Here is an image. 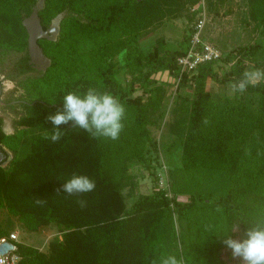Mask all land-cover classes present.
Here are the masks:
<instances>
[{
    "label": "trees",
    "instance_id": "trees-1",
    "mask_svg": "<svg viewBox=\"0 0 264 264\" xmlns=\"http://www.w3.org/2000/svg\"><path fill=\"white\" fill-rule=\"evenodd\" d=\"M38 1L0 0L1 61L21 55L12 79L34 71L23 21ZM191 1L44 0L39 13L44 30L66 14L56 41H38L51 66L28 81L29 100L18 120L23 125L33 116L41 132L34 135L25 157L14 158L8 168L0 166V202L5 201L31 232L51 223L64 230L62 240L50 243L49 254L14 242L19 264H160L167 255L183 264H214L224 260L223 253L233 258L222 243L224 237L240 239L248 224L264 220V80L246 90L259 98L256 112L242 104L217 109L203 82L222 59L237 61L234 83L247 71V62L264 69L261 43L239 46L191 76L184 75L179 83L177 96L189 101L190 111L172 144L181 151L185 173L183 182L174 178L175 195L161 188L159 177L155 190L140 195L130 207L123 195L122 179L130 164L148 165V148L156 147L148 115L154 76L168 72L178 79L177 59L188 50L193 28L176 44L160 38L148 53L142 52L139 41L157 21L177 18ZM255 2L264 6V0ZM123 51L124 65L132 74L129 86L117 79L115 54ZM194 81L199 87L188 99L182 91ZM89 87L111 92L125 105L119 139H93L69 122L61 125L65 136L53 143L49 137L54 126L47 117L62 109L66 93H83ZM160 116L163 119V113ZM3 125L0 117V147L10 139ZM73 173L95 180V190L57 195L56 189ZM181 194L189 195V201L181 203ZM37 198L46 203L37 205ZM78 199L86 200V206L81 208ZM176 218L186 226L183 234L177 232ZM4 235L0 229V240Z\"/></svg>",
    "mask_w": 264,
    "mask_h": 264
},
{
    "label": "rangeland",
    "instance_id": "rangeland-1",
    "mask_svg": "<svg viewBox=\"0 0 264 264\" xmlns=\"http://www.w3.org/2000/svg\"><path fill=\"white\" fill-rule=\"evenodd\" d=\"M65 14L62 13L56 18H63ZM202 16L206 19L204 29L206 40L215 44L223 53V57L239 46L258 43L264 45L263 5L255 2V0H247L244 3L227 0L223 5L217 4V0H192L184 6V9H181V13L177 18L163 19L150 27L147 34L143 35L139 41L140 49L142 52L148 53L158 44L160 38L168 39L174 44L180 42L185 30L194 28L198 20L203 18ZM123 52L125 53V51ZM120 54L121 52L115 54V62L118 66L117 79L122 85L129 86L132 74L124 65L125 54L122 59ZM9 56V60L14 62L21 55L11 54ZM7 57L4 61H7ZM1 60L2 58H0V62L3 63ZM236 62H227L224 59L217 62L213 66L212 75H208L203 81L205 89L212 93L213 106L219 110L224 109L227 105L242 104L247 106L251 112H256L259 106L257 96L246 91L243 93L233 91L230 87L235 82L232 72L236 67ZM256 68L254 62H247V71ZM40 74L42 73L19 79V83L15 87H13V84L8 83L11 88L8 91L9 95L16 94L20 99L29 100L26 97L28 81ZM154 79L156 80V87L153 86L149 89L151 90L149 96L154 98L155 101L153 100V103L148 107V115L153 122L152 134L156 147H149L146 153L150 166L149 164L144 165L140 162H134L130 164L127 174L122 179V191L129 207L140 195L150 194L155 190L154 186H156L158 177L159 180L161 179L164 182L165 190L171 197L175 195L174 178L179 182L184 181L185 173L181 169V151L172 144L182 130L181 120L189 115V101L179 100L177 96L179 84L177 79L168 72H160L154 76ZM198 87L199 83L194 81L182 92L188 99H191ZM141 93L142 91H138L136 94ZM145 100L147 101L148 98L145 97ZM161 113H163V119L160 116ZM32 117L24 121L23 125H20L18 122L14 124L10 119L11 117L5 113L8 125L7 127L3 125V128L10 139L7 145L3 144V147L12 160L25 157L30 151L34 135L41 132L37 122L32 120ZM173 170H176L175 177L171 175ZM177 198L181 203L189 201V195L187 194L178 195ZM184 227L176 218V229L179 235L183 234ZM0 229L5 234L3 237L7 238L11 234L17 233L19 235L18 244L34 247L47 254L50 253L49 245L52 241L62 240L64 230L62 226L51 223L40 228L37 232H31L27 229L22 218L14 214L5 201L0 202ZM222 258L224 260H218L214 264H240L238 260L230 259L225 253L222 254Z\"/></svg>",
    "mask_w": 264,
    "mask_h": 264
},
{
    "label": "clouds",
    "instance_id": "clouds-1",
    "mask_svg": "<svg viewBox=\"0 0 264 264\" xmlns=\"http://www.w3.org/2000/svg\"><path fill=\"white\" fill-rule=\"evenodd\" d=\"M124 54L121 52V59ZM262 80H264V69L256 68L245 71L242 78L232 83L230 87L233 91L243 93L249 85L255 86ZM125 119V105L111 92L97 87H89L83 93L68 92L63 96L62 109L47 117L54 126L49 138L53 143L59 142L65 136L61 125L71 122L73 127L86 131L93 139L103 137L115 141L119 139L124 129ZM95 188V180L87 175L73 173L56 189V193L81 196L94 191ZM35 203L43 205L46 200L37 198ZM77 204L83 208L87 201L78 199ZM222 243L240 264H264V220L248 224L242 238L234 239L232 236H226L222 239ZM160 264H183V262L174 255H167L161 257Z\"/></svg>",
    "mask_w": 264,
    "mask_h": 264
},
{
    "label": "built area",
    "instance_id": "built-area-1",
    "mask_svg": "<svg viewBox=\"0 0 264 264\" xmlns=\"http://www.w3.org/2000/svg\"><path fill=\"white\" fill-rule=\"evenodd\" d=\"M239 2L244 0H237ZM200 18L195 24L191 38L189 40L188 50L186 53L177 59L179 67V74L177 83L179 84L184 75L191 76L196 73L198 68L207 63L219 61L223 57L221 50L212 42H209L204 37V29L206 26V19L204 16ZM160 186L165 190L164 182L160 179ZM170 196V194L168 193ZM19 235L17 233L10 235V241L1 239L0 244L10 242L14 245V249L9 251L6 255L0 256V264H19L21 257L17 254V246Z\"/></svg>",
    "mask_w": 264,
    "mask_h": 264
},
{
    "label": "water",
    "instance_id": "water-1",
    "mask_svg": "<svg viewBox=\"0 0 264 264\" xmlns=\"http://www.w3.org/2000/svg\"><path fill=\"white\" fill-rule=\"evenodd\" d=\"M44 8V0H39L33 8L29 17L24 19L23 25L28 33V54L30 63L34 69L45 73L51 66V60L44 54L43 49L38 44V41L46 39L56 41L60 34V23L62 18H56L50 28L44 30L39 16L40 11ZM14 249V245L10 242L0 244V256L6 255Z\"/></svg>",
    "mask_w": 264,
    "mask_h": 264
},
{
    "label": "flooded vegetation",
    "instance_id": "flooded-vegetation-1",
    "mask_svg": "<svg viewBox=\"0 0 264 264\" xmlns=\"http://www.w3.org/2000/svg\"><path fill=\"white\" fill-rule=\"evenodd\" d=\"M20 58L21 56L14 62H12V60H9L10 56H8L7 61H4L3 63L0 62V64H2L1 65L2 68L0 71V104H1L0 117L3 118L4 127H7L8 125L5 119V113L7 116L11 117L10 119L12 120V122L16 124L18 120L20 119L21 114L25 112L23 108V103H25V99H20L19 96L16 94H13L10 96L9 95L10 93L8 91L11 88L8 86V83L13 84V87H15V85L19 83L18 81L19 79L26 78L27 76L32 75V74L42 73V72L35 70L33 65L30 63L31 66L33 67V70H34L33 72L18 76L16 79H12L10 75L15 74V70H16L15 68H17L15 67V64L19 61ZM11 163H12V158L10 157L8 152L5 150V148L1 146L0 147V166L2 168H8Z\"/></svg>",
    "mask_w": 264,
    "mask_h": 264
},
{
    "label": "crops",
    "instance_id": "crops-1",
    "mask_svg": "<svg viewBox=\"0 0 264 264\" xmlns=\"http://www.w3.org/2000/svg\"><path fill=\"white\" fill-rule=\"evenodd\" d=\"M165 29H166V28H165ZM203 34H204L205 39H207V38H206V32H203ZM167 42L173 43V42L169 41L168 39H167Z\"/></svg>",
    "mask_w": 264,
    "mask_h": 264
}]
</instances>
